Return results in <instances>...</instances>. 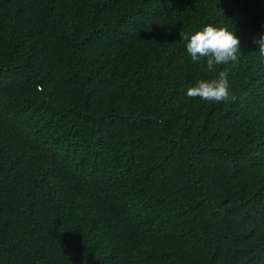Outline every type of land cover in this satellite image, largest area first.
I'll return each instance as SVG.
<instances>
[{
	"label": "trees",
	"instance_id": "16d2710c",
	"mask_svg": "<svg viewBox=\"0 0 264 264\" xmlns=\"http://www.w3.org/2000/svg\"><path fill=\"white\" fill-rule=\"evenodd\" d=\"M262 33L264 0H0V264H264Z\"/></svg>",
	"mask_w": 264,
	"mask_h": 264
},
{
	"label": "clouds",
	"instance_id": "9594fccd",
	"mask_svg": "<svg viewBox=\"0 0 264 264\" xmlns=\"http://www.w3.org/2000/svg\"><path fill=\"white\" fill-rule=\"evenodd\" d=\"M187 41L186 49L192 61H206V67L211 72L217 65H225L238 59L240 40L232 30L225 27L205 26L202 31L194 34H180ZM253 43L258 45V52L264 57V33L258 38H253ZM37 91H42V86H37ZM189 98H199L205 102H234L236 96L230 92L227 73L221 71L218 79L199 80L187 89Z\"/></svg>",
	"mask_w": 264,
	"mask_h": 264
}]
</instances>
